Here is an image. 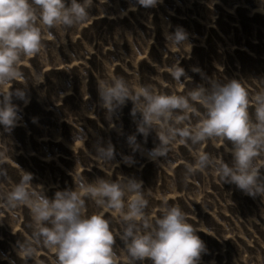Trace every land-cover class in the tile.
Masks as SVG:
<instances>
[{"label":"rangeland","instance_id":"1","mask_svg":"<svg viewBox=\"0 0 264 264\" xmlns=\"http://www.w3.org/2000/svg\"><path fill=\"white\" fill-rule=\"evenodd\" d=\"M89 13L82 24L53 28L51 38L43 33L41 52L21 58L22 78L3 86L20 88L25 95L12 97L18 113L12 130L0 126V160L6 170L0 193L19 181L21 169L32 173V187H42L49 197L74 187L77 177H132L143 182L149 217L158 215L163 200L184 211L205 244L198 264H264V196H250L223 182L211 167L186 171L199 150L230 163L228 142L191 145L177 137L166 157L153 160L149 151L158 138L154 130L147 136L137 132L140 114H131L132 101L108 113L97 90L99 81L122 76L133 87L139 78L157 91L186 94L196 84L207 86L212 77L241 79L254 94L264 87V0H158L154 7L137 0H93ZM177 26L186 31L191 47L168 44L165 34ZM174 61L190 80L173 79L169 69ZM37 73L42 82L37 83ZM197 119L191 115L192 123ZM129 135L136 137V150ZM108 143L114 153L102 163L96 147ZM257 162L264 164V155ZM260 171L264 174V168ZM86 210L94 211L95 205L88 201ZM106 218L118 233L119 218L111 211ZM31 224L27 206L10 210L0 204V264H55V253L42 244L34 245V258L25 261L18 255V243L32 237ZM114 251L117 264H124L118 236Z\"/></svg>","mask_w":264,"mask_h":264},{"label":"clouds","instance_id":"2","mask_svg":"<svg viewBox=\"0 0 264 264\" xmlns=\"http://www.w3.org/2000/svg\"><path fill=\"white\" fill-rule=\"evenodd\" d=\"M137 3L154 7L158 0ZM92 4L93 0H0V126L5 131L10 132L18 119L12 97L25 95L20 88L3 87L22 78L21 58L41 52L43 33L51 38L53 28H69L86 21ZM165 38L177 49L185 43L190 45L180 26ZM169 70L177 83L190 80L178 61ZM35 76L39 77L37 83L43 81L41 74ZM207 80V86L196 84L186 94H177L157 91L139 83V78L133 87L124 77L113 76L99 81L97 90L100 104L108 113L126 100L132 101L131 114H140L137 132L147 136L154 130L158 138L149 151L151 159L166 157L177 137L191 145H203L211 139L226 141L230 163L199 150L194 153V162L185 165L187 173L211 167L223 182L235 184L250 196H264V174L260 171L264 164L257 162L264 155V87L250 95L241 79ZM193 102H198L203 111H198ZM250 106L254 109L251 113ZM192 114L198 118L195 123L191 122ZM127 139L133 150L139 147L135 135ZM113 153V145L108 143L98 145L95 156L107 163ZM2 164L0 160V176L6 174ZM142 184L124 176L93 180L77 177L74 187L56 190L49 197L42 187L34 189L32 173L21 169L19 181L0 193V204L10 210L20 206L30 210L32 237L18 243L17 249L25 261L35 257L34 245L42 244L55 253V264H117L114 244L118 236L126 254L124 264H198L205 244L184 211L163 200L158 215L149 217ZM88 201L95 205L94 211L86 210ZM108 211L119 218L122 228L118 233L110 227Z\"/></svg>","mask_w":264,"mask_h":264}]
</instances>
